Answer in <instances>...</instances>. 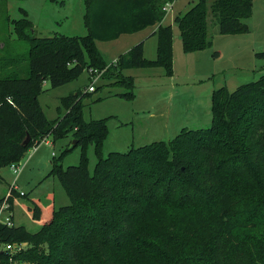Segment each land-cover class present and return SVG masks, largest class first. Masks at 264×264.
<instances>
[{
  "label": "trees",
  "instance_id": "16d2710c",
  "mask_svg": "<svg viewBox=\"0 0 264 264\" xmlns=\"http://www.w3.org/2000/svg\"><path fill=\"white\" fill-rule=\"evenodd\" d=\"M167 1L84 0L83 36L38 37L27 20L15 25L29 42L28 71L0 76V168L48 135L54 142L72 133L77 142L67 149L77 143L82 148L78 164L62 169L58 162L50 171L70 203L55 209L35 198L28 212L41 222L38 231L2 229L3 240L29 242L21 257L32 264H264V72L233 91L213 90L210 126L182 128L169 141L98 155L92 174L84 149L94 143L100 154L106 127L102 119L82 121L86 93L61 97L64 112L53 121L39 104L45 82L54 88L84 69L110 68L118 78L114 85L126 90L114 95L129 99L135 86L123 69L162 67L171 77L174 33L170 24L161 25ZM252 13L253 0L191 1L174 17L183 52L212 47L209 21L219 34L248 33L245 20ZM155 24L154 58L144 57L141 40L107 65L95 46L96 40ZM255 57L264 58V51ZM17 195L12 192L9 201Z\"/></svg>",
  "mask_w": 264,
  "mask_h": 264
},
{
  "label": "rangeland",
  "instance_id": "374dc122",
  "mask_svg": "<svg viewBox=\"0 0 264 264\" xmlns=\"http://www.w3.org/2000/svg\"><path fill=\"white\" fill-rule=\"evenodd\" d=\"M191 1L194 0H175L165 13L164 22L172 23L177 29L172 17L184 11ZM253 5L252 15L245 20L249 27L246 34H219L216 25L209 21L212 47L196 53L183 52L180 38L174 40L173 37L179 49L173 54L171 77L164 75L162 67L123 69V75L133 77L134 95L130 99L114 95L126 90L114 85L118 78L110 68L94 78L95 90L87 91L92 77L89 70L84 69L77 78L63 85L51 88L45 82L37 97L39 104L47 119L53 121L64 112L61 97L78 90L86 93L82 97V121L102 119L106 127L100 154L94 143L85 146L86 167L90 174L94 172L98 155L104 157L110 152H126L132 146L169 141L182 128L208 127L213 90L225 86L233 91L264 72V58L255 57L256 52L264 51V0H253ZM84 7V0H0V66L6 58H15L5 63L7 68L0 67V76L8 71L24 76L28 71L29 42L16 34L15 25L22 26L27 20L38 37L83 36L86 34ZM144 36V32L123 34L117 40H96L95 46L104 62L110 65ZM152 47L153 39H148L146 57L151 55ZM215 51L218 54L213 56ZM73 139V134L69 133L53 142L48 135L16 161L20 166L17 173L8 165L0 168V198L8 194L11 184L16 185L17 191L24 192L22 196H13L15 226H24L29 232L41 228V222L28 212L35 198L43 204L52 203L55 209L70 203L58 177L50 171L58 162L62 169L80 162L81 145L77 143L67 149ZM38 245L42 248L44 242ZM21 259L29 261L25 257Z\"/></svg>",
  "mask_w": 264,
  "mask_h": 264
},
{
  "label": "built area",
  "instance_id": "2783aa9c",
  "mask_svg": "<svg viewBox=\"0 0 264 264\" xmlns=\"http://www.w3.org/2000/svg\"><path fill=\"white\" fill-rule=\"evenodd\" d=\"M175 0H169L164 3L162 10L166 12ZM89 73L92 77L91 83L87 86V91H94L95 86L92 84L94 78L101 74V71L94 68H89ZM13 173L20 170L18 162H12L7 166ZM12 192H16L18 196L24 195V192L17 191L15 184H11L8 188V194L0 201V264H32L30 261L22 260L21 255L31 246L27 241H6L1 239L2 229L5 227H13V206L9 201Z\"/></svg>",
  "mask_w": 264,
  "mask_h": 264
},
{
  "label": "crops",
  "instance_id": "0c3cea01",
  "mask_svg": "<svg viewBox=\"0 0 264 264\" xmlns=\"http://www.w3.org/2000/svg\"><path fill=\"white\" fill-rule=\"evenodd\" d=\"M254 6V5H253ZM254 8V7H253ZM174 17H175V15H173V23H174ZM168 24H170L171 26H172V29H173V33L174 34H176L177 35V37L176 38H174V40H176L178 37H179V35H178V29H175V28H173V24L172 23H168V22H164V18L162 19V21H161V25H168ZM175 24V23H174ZM175 26L177 27V25L175 24ZM158 27V24H155V25H152V26H149V27H146L145 29H142V30H140V31H137V32H135V33H142V32H144L145 33V36L143 37V42H144V46H143V54H144V57L145 58H151V56H154L155 55V52H156V44H157V40H156V36L155 35H151L152 34V32L153 31H155L156 30V28ZM131 34H134V33H131ZM121 35H123V34H121ZM120 35V36H121ZM119 36V37H120ZM118 37V38H119ZM117 38V39H118ZM117 39H114V40H117ZM148 39H153V47H152V51H151V55H149V57H146L145 56V53H144V51H145V46H146V41H148ZM174 40H173V42H172V51H173V54H174V51H175V49L177 48V50L179 49V46L177 45H175L174 44ZM182 47V46H181ZM202 51V50H201ZM196 52H199V51H195V52H191V53H196ZM129 76H131L130 74H129Z\"/></svg>",
  "mask_w": 264,
  "mask_h": 264
},
{
  "label": "water",
  "instance_id": "95a60500",
  "mask_svg": "<svg viewBox=\"0 0 264 264\" xmlns=\"http://www.w3.org/2000/svg\"><path fill=\"white\" fill-rule=\"evenodd\" d=\"M173 37L176 38L177 35L174 34ZM29 138H30L29 135H27L26 138H25V140L23 141V144H26L28 142ZM76 142H77V140L76 139H73L72 140V145L75 144Z\"/></svg>",
  "mask_w": 264,
  "mask_h": 264
}]
</instances>
